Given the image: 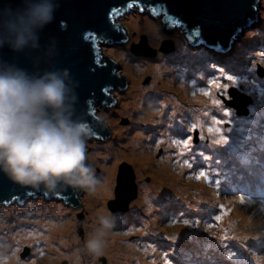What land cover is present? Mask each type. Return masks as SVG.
Segmentation results:
<instances>
[{
  "label": "rangeland",
  "instance_id": "obj_1",
  "mask_svg": "<svg viewBox=\"0 0 264 264\" xmlns=\"http://www.w3.org/2000/svg\"><path fill=\"white\" fill-rule=\"evenodd\" d=\"M143 8L147 11L145 6ZM258 11L256 21L250 23L223 53L204 44L192 50L181 26H175L170 33L164 32L163 13L152 18L137 8L125 19H119L130 27L129 41L122 45L101 42L106 43L103 50L120 59L118 69L127 71L128 87L113 90L117 103L98 110L112 130L104 142L91 143L95 148L102 145L98 158L104 161L96 159L92 163L95 169L113 167L109 194L103 204H98L99 212L93 217L89 216L86 201L89 194L85 192L80 195L82 205L78 207L38 193L29 195L21 206L17 202L1 205L0 213L5 210L6 218L0 222V264H103L105 259L106 264H264V196L252 195L264 183V134L259 132L263 127L257 124L254 135L245 136L248 141L244 139L242 142L231 137L234 134L226 132L229 137L225 136L220 128L226 137L225 143L216 144L220 134L213 131L208 143L191 150L193 145L185 146L184 139H175L162 131L186 125L178 132L191 129L193 132L194 124L206 126V118L212 122L213 129L223 127L222 122L226 121L224 123L234 125L238 133L246 127L247 133L251 131L254 121L251 115L253 111L256 115L258 109L253 106L254 102L259 100L264 104V85L248 75L255 76L258 64L264 68V0H260ZM146 21L151 22L153 30L145 27ZM142 34L146 35L148 47H159L161 41L173 38L174 44L188 49L182 53L190 52L193 61L205 60L206 74L200 70V74L187 79L189 86L185 87L183 76L177 69L173 70L171 79L148 70L145 65L156 63L157 57L134 55L130 50L131 43H138ZM157 34L161 37H156ZM180 51L175 47L163 53L171 61L174 60L172 55L181 54ZM230 57L238 62L236 68L240 72L227 67L228 64L235 66L228 62ZM181 58L180 55L175 59ZM134 63L144 64L137 72L141 75L132 67ZM134 79H138L139 84L135 85ZM161 80L163 82L159 84ZM212 80L227 87L219 88L211 83ZM232 89H236L233 93L240 95L244 92V96L252 98V103L247 106L248 115L238 116V106H231L229 100L223 102L216 95L219 90L229 98L227 95ZM201 98L200 103L195 101ZM214 99L220 100V105H214ZM191 100L192 105L188 104ZM197 103L205 108L197 109L194 106ZM242 103L237 105L242 106ZM184 104L187 107L182 108ZM213 106H219V109ZM172 132L177 134L175 130ZM185 151H188L187 156L181 158ZM170 155L181 159L174 158L172 163L173 160L168 159ZM147 160L149 166H142ZM125 163L136 174L139 192L130 201L128 209L119 213L116 228L106 238L103 254L91 255L84 250L83 242L95 226L96 217L113 211L108 203L116 199L118 175ZM100 169L96 171L100 172ZM201 170L209 179L196 178V173ZM101 173L97 174L101 176ZM14 200L19 201L18 197ZM221 204L224 209L220 208ZM50 205L54 209L49 208ZM221 214L223 219L215 220ZM133 216L136 218H131ZM68 223H71L70 227H63ZM209 224L214 227L209 228ZM224 235L227 239L221 241ZM111 237H116L123 245L121 251H117L114 242L113 249L108 252ZM25 244L33 245L32 255L22 256Z\"/></svg>",
  "mask_w": 264,
  "mask_h": 264
},
{
  "label": "clouds",
  "instance_id": "obj_2",
  "mask_svg": "<svg viewBox=\"0 0 264 264\" xmlns=\"http://www.w3.org/2000/svg\"><path fill=\"white\" fill-rule=\"evenodd\" d=\"M131 5V7L118 13H113L114 19L123 20L129 14L134 13L137 8L142 13L141 8L143 6L140 1H133ZM59 6V0H18L15 7L0 9V47L7 45L14 51H21L29 46L36 47L40 31L53 21ZM144 6L151 17L158 16L156 14L159 13L164 15V8L159 9L157 12L149 4H144ZM163 22L164 16L162 30L166 33H170L175 26H183L181 22L176 21L172 28H166L163 26ZM126 30L127 36L125 38L115 41L102 37L99 41H108L110 45L125 44L130 39L129 26ZM183 32L187 39L186 43L192 50L201 44L208 48L214 47L205 42L194 44L186 36L185 29H183ZM142 36L146 37L145 34H142ZM166 41L171 42L170 47L173 50L175 47L177 49L178 46L176 43L174 44V39L167 38L160 42L159 47L155 45L150 47L156 50V53L151 55H157L156 57H158V55L165 52L161 51L160 48L165 45L164 42ZM133 43L137 42H132L131 45ZM100 45L103 50L106 43L101 42ZM131 52L134 55L137 54L132 50ZM117 65L119 67V63ZM257 66L255 72L259 74L258 71L263 70V67L260 64ZM237 71L240 72L241 70H234V72ZM68 77L67 69L47 71L36 76L22 67L0 60V172H3L12 182L33 189L43 187L47 191H55L59 185L64 188L71 187L74 192L93 194L98 187L102 186L103 180L96 172V169L100 168L95 169L93 164L88 161L87 154L92 151V145L94 144L91 143H94V141L104 142L111 133L105 139L93 136V130L88 124L72 118L69 101L74 100L75 95L67 82ZM127 87L128 84L126 83L124 86H117V89L123 90ZM113 90L115 89L113 88L110 91L113 92ZM234 91L236 89H232V92L228 95L229 98L224 95L221 96L224 102L227 103V100H229L231 106H234L236 101H244L242 97L245 93L240 92L242 96L240 98L238 93H233ZM116 103L117 99L111 103L104 100L94 106H96V111L99 110L100 112L102 107H112ZM188 104L192 105V100ZM185 105L182 108L187 107ZM198 105L195 104L194 106ZM249 105V101H246L244 104L246 110L237 115H248L247 106ZM255 108L264 111L262 106H255ZM258 109L255 110L256 114ZM252 114H255L254 111ZM177 128V126H172L162 131L177 139L178 136L175 132L170 133L171 130L177 131ZM192 128H194L193 132H190L184 141H188L189 137H196L199 142L204 143L208 142L210 136H213V132H207L208 127H200L194 124ZM182 132H180L181 135ZM97 146L99 152L101 146ZM170 156L174 157V155ZM97 159L103 160L101 158ZM29 195H32V193ZM25 200L22 202L14 200L2 205H9L14 202L22 204L26 202ZM120 215L109 210L105 214L96 217L95 226L83 242V248L86 252L94 256L103 254L106 238L116 228Z\"/></svg>",
  "mask_w": 264,
  "mask_h": 264
},
{
  "label": "water",
  "instance_id": "obj_3",
  "mask_svg": "<svg viewBox=\"0 0 264 264\" xmlns=\"http://www.w3.org/2000/svg\"><path fill=\"white\" fill-rule=\"evenodd\" d=\"M133 1H140L142 6L149 4L157 12L164 8L163 26L172 28L176 21L181 22L191 42H205L220 50L231 47L244 28L256 21L260 5V0H59L60 6L53 21L39 33L37 46L14 51L5 45L0 47V60L22 67L36 76L67 69V82L75 95V99L69 101L72 118L88 124L93 136L105 139L112 129L94 105L104 100L114 102L117 96L110 90L126 85L129 77L127 71L117 69L120 59L101 49L99 39L104 37L117 41L127 36L128 26L119 19L115 20L113 13L128 8ZM17 2L0 0V9L15 7ZM89 34H94L96 39H87ZM164 44L161 51L172 49L171 42ZM131 50L143 55L156 53L155 49L148 47L145 36L138 43H133ZM258 72L264 73L263 70ZM245 97L242 106L237 105L241 101L234 105L238 106L239 113L246 110L244 104L249 98ZM135 176L131 166L125 163L118 175L116 199L108 203L109 209L118 213L128 209L130 201L137 197ZM28 192L61 198L72 207L82 205L80 195L84 194L59 185L55 191L21 186L0 172V205L14 201L15 197L19 201L25 200ZM28 253L26 247L22 255ZM102 262L106 264V259Z\"/></svg>",
  "mask_w": 264,
  "mask_h": 264
},
{
  "label": "bare ground",
  "instance_id": "obj_4",
  "mask_svg": "<svg viewBox=\"0 0 264 264\" xmlns=\"http://www.w3.org/2000/svg\"><path fill=\"white\" fill-rule=\"evenodd\" d=\"M141 12L142 13H145L146 12V10L144 9V8H141ZM152 18H154V17H152ZM145 25V27H147V28H149V29H151V30H153V25L151 24V22H149V21H146V23L144 24ZM136 24L134 23V27L136 28ZM129 29H130V27H129ZM153 33H154V31H153ZM179 36H180V34H179ZM156 37H161V34H157V36ZM178 46V45H177ZM178 48L179 49H181V51H180V53L181 54H179V53H174V55H172V58L174 59V60H171L170 61V57H168L166 54H163V53H161L160 55H158V57H157V61H156V63H153V64H150V63H148L147 65H145L146 66V68L148 69V70H152V71H154V73H158V74H162L163 76H168V79H171L172 78V75H173V70H175V69H177L178 71H180V73L182 74V76H183V79H184V81H185V87H188L189 85H188V83H187V79L189 78V77H193V76H195V75H197V74H200L199 72H201L200 70H204V72H202L203 73V75L204 74H206V72H205V69H206V63H205V60H192L191 58H192V56H190V52H187V54H185V53H182L183 51H188V49L184 46V48H182V46H178ZM182 56L183 58H181V59H178V60H176L175 58H178L179 56ZM130 60H132L133 58L132 57H130L129 58ZM147 60H149V61H153V60H150V59H147ZM238 60V59H237ZM239 61V60H238ZM229 63H231V64H233V65H235V66H231V65H227V67L228 68H230V69H235V70H238V68H236V65L238 64V62H236L235 60H232V57H230V60L228 61ZM240 62V61H239ZM142 66H144V64H138V63H134L133 65H132V67H134V69H135V71H136V73L138 72V70L142 67ZM138 75L140 74V73H137ZM141 75V74H140ZM133 82H134V84L136 85V84H139V80L138 79H134L133 80ZM163 82V80H161L160 81V83L159 84H161ZM198 97V96H197ZM238 100H241V99H238ZM196 101L198 102V103H200L201 101H203V99L201 98L200 100H198V99H196ZM149 102V101H148ZM214 108H216V109H219V106H213ZM205 107L204 106H202V105H198L197 106V109H201V110H203ZM108 116V115H107ZM206 121H207V123H212L208 118H206L205 119ZM143 133H144V131H143ZM99 146H102V145H99ZM97 148L98 147H96L95 148V145H92V151L90 152V154H89V158L90 159H92L91 161H90V163H95V161H96V159L98 158V156L100 155V153L97 151ZM119 154H120V152H118L117 153V156L119 157ZM107 160L108 159H106V162H107ZM144 160V159H143ZM226 160V159H225ZM105 164H107V163H105ZM148 165L149 166V163H148V160H147V163L144 161L143 162V165L142 166H144V165ZM101 171H102V173H101V176L100 177H102V174H104V178L102 179L103 180V184H102V186H100V187H98V189H97V191L95 192V193H93V194H89L88 195V197L86 198V201H87V203H88V205H89V209L91 210V213H90V210L88 209V212H89V216L90 217H93V215H94V213H98L99 212V209L97 208V206H98V204L100 205V204H103V200H104V198L107 196V194H109V188H110V185H111V181H110V179L112 178V176H113V174H114V170H113V167L112 166H110V167H108L107 169H104V170H102L101 169ZM100 171V172H101ZM100 172H97V173H100ZM105 172V173H104ZM263 180V179H262ZM117 185H118V182H117ZM116 185V186H117ZM107 187H108V192H107ZM88 194V193H87ZM257 197H261V194H257L256 195ZM17 204L18 205H22L21 203H18L17 202ZM49 208H52V209H54V206L53 205H50L49 206ZM163 209V208H162ZM5 213H6V211L5 210H2L1 211V216H0V222L4 219V218H6L5 217ZM152 216H155V215H153L152 214ZM131 218H136V216H133V217H131ZM157 222V220L156 219H154V223H156ZM70 225H71V223H68V224H65V225H63V227H70ZM55 230H59L58 228H56ZM109 240H111L110 242H109V244H108V252L110 253L111 252V250L113 249V247H114V242L117 244V251H121L122 250V248H123V245H121L118 241H117V239H116V237H111V239H109ZM107 251V250H106ZM113 256V255H112ZM45 264H48L47 262L45 263Z\"/></svg>",
  "mask_w": 264,
  "mask_h": 264
},
{
  "label": "snow or ice",
  "instance_id": "obj_5",
  "mask_svg": "<svg viewBox=\"0 0 264 264\" xmlns=\"http://www.w3.org/2000/svg\"><path fill=\"white\" fill-rule=\"evenodd\" d=\"M131 6H132V5H129V7H131ZM112 11L115 12L116 9H113ZM86 38H87V39L94 40V39H96V36H95L94 34H89ZM97 62H99V56L97 57ZM228 79L231 80V79H233V78H232V77H228ZM211 83L214 84V85H216V86L219 87V88H226V87H227V85H221V84H219L218 80H212ZM204 94H205V95H209V93H207V92H205ZM212 103H213L214 105H220V100H218V99H214V100L212 101ZM223 111H225V110L223 109ZM208 131H209V132H213V131H215L216 133L220 134V139H217V140L215 141L216 144H223V143L226 142V137L222 134V129H220V128H215V129H213V128L209 127ZM182 143H183L185 146H187L188 143H189V141H186V140H185V141H182ZM185 165H186V166H189V165H188V161H185ZM196 178H197V179H205V180H207V179H209V176L206 174V172H205L204 170H201V171H199V172L196 173ZM240 200H241V202H243V201H242V198H240ZM220 208H221V209H224L225 206H224L223 204H221V205H220ZM225 214H226V213H225ZM222 219H223V214H221V215H217V216L215 217V220H217V221H220V220H222ZM184 223H187V221H185ZM208 227L211 228V227H214V225L209 224ZM220 239H221V241H224V240L227 239V236H226V235L221 236ZM228 255L231 256L232 253L229 252Z\"/></svg>",
  "mask_w": 264,
  "mask_h": 264
},
{
  "label": "flooded vegetation",
  "instance_id": "obj_6",
  "mask_svg": "<svg viewBox=\"0 0 264 264\" xmlns=\"http://www.w3.org/2000/svg\"><path fill=\"white\" fill-rule=\"evenodd\" d=\"M151 57H152V55H150ZM157 56V55H156ZM156 56H154L153 58H156ZM160 82V81H159ZM89 153L90 152H88V154H87V156H88V161L90 162V158H89ZM97 172V171H96ZM32 245V244H31ZM31 245H28V244H25L24 246H30L31 247V249H30V253H29V255H32L33 254V249H32V246ZM32 250V251H31Z\"/></svg>",
  "mask_w": 264,
  "mask_h": 264
}]
</instances>
